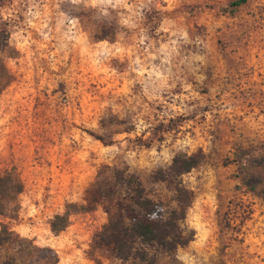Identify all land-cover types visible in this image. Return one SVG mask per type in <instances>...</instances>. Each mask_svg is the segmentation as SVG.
<instances>
[{
	"label": "rangeland",
	"instance_id": "rangeland-1",
	"mask_svg": "<svg viewBox=\"0 0 264 264\" xmlns=\"http://www.w3.org/2000/svg\"><path fill=\"white\" fill-rule=\"evenodd\" d=\"M231 1L0 0V264H264V0ZM134 175L184 217L122 260Z\"/></svg>",
	"mask_w": 264,
	"mask_h": 264
},
{
	"label": "trees",
	"instance_id": "trees-1",
	"mask_svg": "<svg viewBox=\"0 0 264 264\" xmlns=\"http://www.w3.org/2000/svg\"><path fill=\"white\" fill-rule=\"evenodd\" d=\"M247 1L233 0L230 5L237 7ZM199 161V156H175L173 159L175 167L183 173L194 168ZM130 190L128 197L120 196L114 201V212L100 231L99 239L101 243L111 246L119 259L145 260V253L139 251L136 246L139 242L152 244L160 240L165 241L163 232L184 217V199L177 197L179 207L167 211V215H164L160 202L146 196L142 182L135 175L130 178ZM66 222V216L57 214L51 229L59 232L66 226Z\"/></svg>",
	"mask_w": 264,
	"mask_h": 264
}]
</instances>
